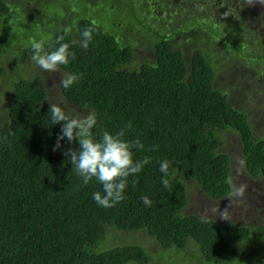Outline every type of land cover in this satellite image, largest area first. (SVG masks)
Masks as SVG:
<instances>
[{
    "label": "trees",
    "instance_id": "16d2710c",
    "mask_svg": "<svg viewBox=\"0 0 264 264\" xmlns=\"http://www.w3.org/2000/svg\"><path fill=\"white\" fill-rule=\"evenodd\" d=\"M90 1L113 13L112 23L125 14L122 9H110L112 0ZM117 1L133 25L144 27L155 40L154 62L127 68L134 60V48L130 40L117 38L119 23H114L113 31H105L87 17L72 24L70 16L76 11L68 9L66 17L62 0L58 3L63 4L64 15L48 14L38 24L52 34L45 42L46 51L55 50L62 36L60 42L69 43V50L75 52L76 58L59 69L80 74V79L69 89L60 84L61 94L76 107L95 110L94 139L99 140L104 130L115 133L131 121L124 139L141 140L145 149L133 148L134 159L149 156L150 162L129 176L123 201L113 207L99 206L92 197L97 191L103 194L102 184L95 177L83 184L64 154L69 148L78 149V141L69 143L65 138L61 148L53 151L62 122L51 123L52 102L44 79L13 80L7 117L0 108V264L152 261L138 242L106 246L111 228L118 233L145 231L164 250L184 253L194 246L198 264H238L243 253H248L251 264H264V222L244 225L185 212L189 200L186 180L194 181L211 198L227 197L230 189L225 178L231 177L232 159L222 145L229 130L240 135L246 173L253 179L264 177V137L256 136L248 112L232 103L229 92L216 87V67L203 48L193 49L188 63L179 47L180 36L200 35L201 28L188 15L192 6V11H199L196 3L200 1L156 0L164 9L175 8L184 14L173 29L154 26L144 17L145 0ZM202 1H207V8L228 6L227 0ZM10 6L14 2L0 0L1 29ZM86 27L94 28L87 50L73 43ZM238 38L232 45L223 42L264 65V55L245 54L243 48L248 45ZM24 52L32 54L31 46ZM165 159L170 162L166 177L170 189L161 183L159 165ZM145 195L152 200L151 206L142 202Z\"/></svg>",
    "mask_w": 264,
    "mask_h": 264
},
{
    "label": "rangeland",
    "instance_id": "374dc122",
    "mask_svg": "<svg viewBox=\"0 0 264 264\" xmlns=\"http://www.w3.org/2000/svg\"><path fill=\"white\" fill-rule=\"evenodd\" d=\"M198 1L200 2L196 5L199 11L196 13L192 11L195 8L192 6L188 8V11H191L188 15L193 16V21L201 28L200 35L189 39L180 36L178 38L179 47L185 52L188 63L191 61L193 49L203 48L205 50L202 51L207 53L216 67V87L231 94L232 103L248 112L256 136L264 137V65L256 58L250 59L226 44L227 42L230 45L237 43L240 41L239 36L248 45L243 48L245 54L257 52L264 55V4L256 3L249 7L245 0H227L229 7L225 8L226 14L218 7L217 10L224 16L217 17L213 15L215 12L213 7L204 6V11H201V0ZM62 2L66 3L64 6L68 9L76 11H72L73 16L70 17V23L77 24L80 18L87 17L102 26L105 31L114 30L112 20L116 17L105 7H100L90 0H62ZM145 3L142 13L154 26L173 29L183 20L184 14L176 13L175 8L164 9L156 0H151V2L145 0ZM20 6L16 3L10 6V14L3 18V26L2 29L0 28V108L4 115L7 117L6 110L13 80L34 76L44 79L46 90L49 92V101L61 106L70 115H86L90 111L89 108L76 107L61 94L60 80L66 72L61 69L55 72L44 71L30 59L31 53L24 52V48L31 46L33 40L46 42L52 34L38 24L41 20L31 19L30 15L38 16L41 14L40 10L34 8L27 13L25 8L21 10ZM110 9L114 12L124 10L125 14L122 19L114 23H120L118 28L121 29L120 34L123 39L130 38L135 41L134 60L126 67L136 69L142 63L154 62L156 59L155 40L144 32V27L133 25L132 20L127 16V10L123 5L118 4L117 0L110 1ZM46 12L55 16L64 15L63 4L56 3L53 7L46 9ZM30 32H39L40 35L31 37ZM237 33L240 34L237 35ZM76 38H78L77 35ZM223 140L222 150L229 153L232 159L231 178L237 186L240 184L246 186L245 196L233 200L232 207L229 209L230 220H224L219 216V211L222 212L225 209L230 198H211L194 181L186 180L189 200L185 212L214 218L221 222L233 221L244 225L261 224L264 222V177L253 179L246 173L241 139L237 132L227 131ZM129 242H138L145 246L153 258L148 264H198L195 260L194 246L189 247L184 253L176 249L164 250L156 239L145 231L118 233L112 228L109 229L106 246ZM240 246L243 247L242 244ZM249 258L248 253H243L237 262L238 264H251Z\"/></svg>",
    "mask_w": 264,
    "mask_h": 264
},
{
    "label": "clouds",
    "instance_id": "9594fccd",
    "mask_svg": "<svg viewBox=\"0 0 264 264\" xmlns=\"http://www.w3.org/2000/svg\"><path fill=\"white\" fill-rule=\"evenodd\" d=\"M245 3L251 7L256 3L264 4V0H245ZM94 28L86 27L81 31L80 40L73 41L80 47L88 49L93 38ZM63 37L57 39L59 46L53 51L45 50L43 40H33L31 42L32 55L30 59L41 69L47 72L59 70L61 65L67 66L70 60L76 58L75 52L69 49V43H61ZM80 74L64 73L60 84L64 89H69L74 83L78 82ZM87 108V106H85ZM51 123L56 125L61 123V131L57 136L53 151L61 148V141L67 138L69 143L78 141L79 148H69L64 154L68 157L72 171L82 178L83 184H88L95 177L103 186V194L99 191L93 194V200L102 207H113L125 199L123 193L128 186L129 176L138 174L145 165L150 162L149 156L143 159H134L133 148L144 150V143L135 139L128 141L124 139L126 129L131 127L132 122L128 121L125 127L112 133L107 130L102 132L99 140L94 139L93 128L97 125V114L95 110L88 111L86 115H70L61 106L50 104ZM148 151H152L151 148ZM170 162L165 159L160 162L159 171L163 173L161 183L166 189H170V184L166 178L169 175ZM136 181H133L135 184ZM225 184L229 186L227 197L230 198L229 204L219 216L224 220H230L229 209L232 207L235 198H243L246 193V186L234 184L229 176L225 178ZM145 206H151L153 203L148 196L141 197Z\"/></svg>",
    "mask_w": 264,
    "mask_h": 264
},
{
    "label": "flooded vegetation",
    "instance_id": "af4514ba",
    "mask_svg": "<svg viewBox=\"0 0 264 264\" xmlns=\"http://www.w3.org/2000/svg\"><path fill=\"white\" fill-rule=\"evenodd\" d=\"M6 2H9V3H16V5H21L20 6V8H21V10L23 9V8H25V11L27 12V13H29L32 9H34V8H37L38 10H40V13L41 14H39L38 16H33V15H30V17L33 19V18H35L36 19V21H43V19L45 18V17H47V15L49 14L48 12H46V9H48V8H50V7H53L54 5H56V3H58V0H6ZM205 2V3H204ZM206 3H207V1H202L201 0V11H204V9H203V6H205L206 5ZM206 7V6H205ZM67 8V7H66ZM221 10H223V11H227L225 8H222ZM214 11L215 12H213V15L214 16H217V17H219L220 15V13L218 12V10H217V7L215 6L214 7ZM206 12V11H205ZM219 13V14H218ZM143 14V13H142ZM68 16V8H67V10H66V17ZM72 16V15H71ZM70 16V17H71ZM120 24V23H119ZM112 29H115V27H114V23H112ZM117 32V31H116ZM120 32H121V29H119L118 30V35H117V38L118 39H121L122 38V36H121V34H120ZM122 40H123V38H122ZM128 40H130V44L133 46V48L135 49V41H133L132 39H128ZM29 47V46H28ZM28 47H26V48H24V51L28 48Z\"/></svg>",
    "mask_w": 264,
    "mask_h": 264
}]
</instances>
